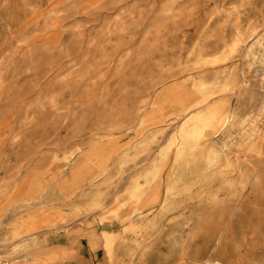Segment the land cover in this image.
Masks as SVG:
<instances>
[{
  "label": "rangeland",
  "instance_id": "obj_1",
  "mask_svg": "<svg viewBox=\"0 0 264 264\" xmlns=\"http://www.w3.org/2000/svg\"><path fill=\"white\" fill-rule=\"evenodd\" d=\"M0 264H264V0H0Z\"/></svg>",
  "mask_w": 264,
  "mask_h": 264
},
{
  "label": "bare ground",
  "instance_id": "obj_2",
  "mask_svg": "<svg viewBox=\"0 0 264 264\" xmlns=\"http://www.w3.org/2000/svg\"><path fill=\"white\" fill-rule=\"evenodd\" d=\"M229 121H230V115L229 114H226L225 112L221 111L220 109L218 108H213L211 109L207 116L205 117V122L206 124L210 125V126H213V127H222L225 128L228 124H229ZM221 129V128H220ZM224 131V130H223ZM216 146V145H215ZM174 157V156H173ZM226 158V157H225ZM149 175V174H148ZM155 175V174H154ZM217 175V174H216ZM219 177V176H218ZM222 177V176H221ZM228 177V176H227ZM263 186V185H262ZM134 190V189H133ZM137 192V191H136ZM165 193V192H164ZM155 199V198H154ZM212 200V199H211ZM199 206V205H197ZM160 208V207H159ZM168 219V218H167ZM170 219V218H169ZM181 222V221H180ZM130 223V222H129ZM189 223V222H188ZM179 225V224H178ZM193 226V225H192ZM172 241V240H171ZM182 241V239H181ZM175 243V242H174ZM172 244V243H171ZM170 244V245H171ZM114 246V245H113ZM172 246L174 247V245L172 244ZM176 248V247H175ZM110 257H111V254H110V251L108 252ZM165 258V257H164Z\"/></svg>",
  "mask_w": 264,
  "mask_h": 264
}]
</instances>
